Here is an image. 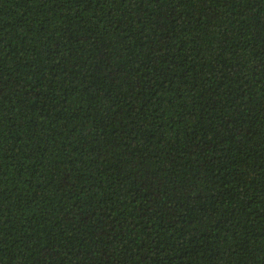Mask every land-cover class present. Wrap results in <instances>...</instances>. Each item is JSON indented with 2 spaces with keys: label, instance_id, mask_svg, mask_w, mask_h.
<instances>
[{
  "label": "trees",
  "instance_id": "16d2710c",
  "mask_svg": "<svg viewBox=\"0 0 264 264\" xmlns=\"http://www.w3.org/2000/svg\"><path fill=\"white\" fill-rule=\"evenodd\" d=\"M0 264H264V0H0Z\"/></svg>",
  "mask_w": 264,
  "mask_h": 264
}]
</instances>
